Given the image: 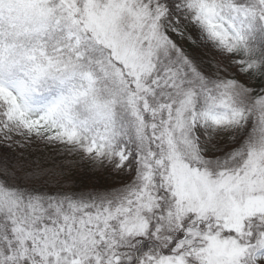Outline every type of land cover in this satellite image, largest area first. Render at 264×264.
I'll return each instance as SVG.
<instances>
[{
    "label": "snow or ice",
    "instance_id": "obj_1",
    "mask_svg": "<svg viewBox=\"0 0 264 264\" xmlns=\"http://www.w3.org/2000/svg\"><path fill=\"white\" fill-rule=\"evenodd\" d=\"M0 264H264V0H0Z\"/></svg>",
    "mask_w": 264,
    "mask_h": 264
}]
</instances>
